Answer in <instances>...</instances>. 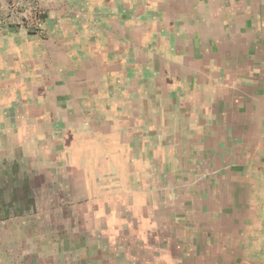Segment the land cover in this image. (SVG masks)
<instances>
[{
	"label": "crops",
	"instance_id": "0c3cea01",
	"mask_svg": "<svg viewBox=\"0 0 264 264\" xmlns=\"http://www.w3.org/2000/svg\"><path fill=\"white\" fill-rule=\"evenodd\" d=\"M263 187L264 0H0V264H236Z\"/></svg>",
	"mask_w": 264,
	"mask_h": 264
},
{
	"label": "rangeland",
	"instance_id": "374dc122",
	"mask_svg": "<svg viewBox=\"0 0 264 264\" xmlns=\"http://www.w3.org/2000/svg\"><path fill=\"white\" fill-rule=\"evenodd\" d=\"M256 206L253 219L259 221V230L262 232L255 231L254 234L249 233V235L245 233V236H249L250 243L243 248L238 240V249H229V255H231V251L237 252L236 264H264V189H262L260 199L255 201L254 209ZM231 264H235V261Z\"/></svg>",
	"mask_w": 264,
	"mask_h": 264
}]
</instances>
